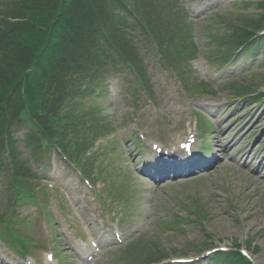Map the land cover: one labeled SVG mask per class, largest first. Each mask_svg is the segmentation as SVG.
Returning <instances> with one entry per match:
<instances>
[{
    "label": "rangeland",
    "instance_id": "1",
    "mask_svg": "<svg viewBox=\"0 0 264 264\" xmlns=\"http://www.w3.org/2000/svg\"><path fill=\"white\" fill-rule=\"evenodd\" d=\"M257 1L155 2L161 10L164 4L173 8L174 15L186 4V22L191 24L199 59L185 80L179 79L154 46L137 37L150 92L136 84L133 71H113L101 85L105 87L101 93L86 102L98 107L104 118L103 124L102 120L94 124L98 135L90 134L95 119L85 123L90 136L80 134L89 143L84 159L95 186L82 180L73 164L53 158L52 166L44 169L29 160L22 169L39 171L50 186L42 196L47 202L40 197L46 206L43 213L35 205L18 207L14 226L33 242L32 254L22 258L0 241L1 260L6 258L9 264H126L119 258L134 254L140 259L151 250L158 259L244 243L254 261L264 264V102L249 95L254 90L264 93V55L239 50L232 36L236 25L246 26L249 17L258 19ZM232 54L233 62L220 60ZM206 84L210 91L203 90L209 87ZM149 94L154 103L149 102ZM191 137H197V149L207 142L196 173L157 182L144 175L143 163L154 164L151 145L173 154ZM3 196L0 214L8 207L1 201ZM100 239L104 240L94 249L91 241ZM79 247L83 250L78 255ZM129 251L133 254L128 256ZM51 253L56 256L53 262L46 259ZM196 264L213 263L201 257Z\"/></svg>",
    "mask_w": 264,
    "mask_h": 264
},
{
    "label": "trees",
    "instance_id": "2",
    "mask_svg": "<svg viewBox=\"0 0 264 264\" xmlns=\"http://www.w3.org/2000/svg\"><path fill=\"white\" fill-rule=\"evenodd\" d=\"M155 2L157 0L0 2V143L1 136L9 132L10 127L28 123L32 127L28 140L38 149L50 151L59 145L75 154L74 145L81 146L78 135L85 130V120L104 119L99 109L80 111L81 98L90 96L100 85L107 62H114L112 51L121 52L118 54L121 62L137 61L131 55L134 46L121 39L124 34L119 28L132 25L131 12L140 15L160 48L174 49L181 61L195 58L198 51L191 24L186 22V12L179 9L176 16L172 14L173 8L164 4L161 10ZM256 4L258 19L249 17L246 26L236 25L238 28L232 36L238 48L263 56L264 32L260 34L259 30L264 31V0ZM149 7L158 16L165 14V20L158 16L153 19ZM117 10L122 12L120 16L114 14ZM102 49L108 57L104 58ZM122 49L128 52L122 54ZM32 192L33 187L21 180L13 183V194L17 198L28 199ZM241 247L242 244H236L228 251H218L213 259L215 264H254L241 252Z\"/></svg>",
    "mask_w": 264,
    "mask_h": 264
}]
</instances>
